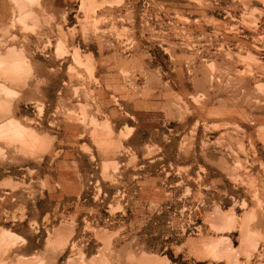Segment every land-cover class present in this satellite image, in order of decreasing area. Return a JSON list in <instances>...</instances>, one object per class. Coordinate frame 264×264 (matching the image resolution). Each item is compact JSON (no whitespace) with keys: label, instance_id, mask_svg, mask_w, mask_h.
<instances>
[{"label":"rangeland","instance_id":"obj_1","mask_svg":"<svg viewBox=\"0 0 264 264\" xmlns=\"http://www.w3.org/2000/svg\"><path fill=\"white\" fill-rule=\"evenodd\" d=\"M0 264H264V0H0Z\"/></svg>","mask_w":264,"mask_h":264}]
</instances>
